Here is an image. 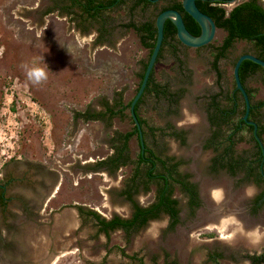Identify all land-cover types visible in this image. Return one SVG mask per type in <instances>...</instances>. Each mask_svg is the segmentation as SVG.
<instances>
[{"label":"rangeland","instance_id":"374dc122","mask_svg":"<svg viewBox=\"0 0 264 264\" xmlns=\"http://www.w3.org/2000/svg\"><path fill=\"white\" fill-rule=\"evenodd\" d=\"M69 1L0 0V172L16 178L8 189L9 195L18 197L14 202L30 207L38 204V208H30L31 224L17 220L18 225L12 228L24 249L27 244L40 245L34 249L41 255L29 253L23 264H212L209 254L213 251L223 255V264H251L245 254L264 251V206L246 214L252 205L243 203L248 199L255 202L264 190V181L258 183L249 177L232 185L230 173L222 170L218 178L229 184V190L211 185L217 175L210 171L214 152L204 146L211 135V97L231 95L235 60L254 52V45L236 41L219 62L221 78L213 66V47L226 36L224 29H217L213 47L189 46L184 50V72L174 57L164 54L156 65L157 81L170 83L175 90L185 87L186 92L179 112L164 101L146 96L140 113L148 126L156 128L154 133L147 130L148 144L162 156L183 161L181 171L189 172L205 195L215 194L216 198L210 196L209 201L215 199L213 203L194 211L185 193L175 187L182 214L174 228L162 214L137 230L115 229L106 234L86 212H97L107 220L129 218L135 202L146 207L156 200L159 184H149L147 189L140 175L139 185L132 191L134 200L125 194L138 167L137 135L128 143L127 164H99L119 154L123 147L120 135L134 128L130 109L107 121L89 115L103 110L107 101L114 103L121 98L125 105L136 96L149 50L139 34L125 24L156 21L162 5L132 13L124 3L102 13L103 19L84 22L78 7H67ZM241 1L226 6L230 9ZM34 59L47 69V79L38 85L27 79L23 68ZM248 86L256 92L254 101L264 100L262 76L248 80ZM171 123L177 130L188 131L186 142L169 136L174 131L167 128ZM228 127L222 128L225 134L231 125ZM240 137L236 155L251 159L255 144L247 132ZM224 191L229 193L227 201L221 198ZM231 195L239 205L236 208L231 205ZM25 196L33 202L23 203L19 198ZM10 206L20 213V219L22 211ZM214 212L219 215L217 220L209 219ZM5 217L0 215L1 220ZM226 218L230 222L223 231L220 226ZM245 223L253 226L244 234L241 227ZM253 229L259 237H238ZM1 233L7 235L4 227ZM22 237H40L41 243Z\"/></svg>","mask_w":264,"mask_h":264},{"label":"trees","instance_id":"16d2710c","mask_svg":"<svg viewBox=\"0 0 264 264\" xmlns=\"http://www.w3.org/2000/svg\"><path fill=\"white\" fill-rule=\"evenodd\" d=\"M150 1L151 0H70V3H68L67 7L71 9L78 7L80 12L79 16L83 18V21L91 22V20L97 17H99V19L100 17L103 19L104 17L102 13L105 11L114 10L124 3L125 6L129 7V11L133 13L137 9H146L148 7L147 4H149ZM162 1L163 4L158 15L170 7L175 8L182 13L189 31L195 36L201 35L202 28L200 24L185 11L182 0ZM231 1L232 0L197 1L199 8L215 20L218 28L224 29L226 32V36L220 45L214 47L215 55L213 66L217 70L219 69L218 64L220 60L227 57V54L232 49L236 41L243 40L252 43L255 48L254 52L246 53H253L264 60V4L261 2V0H243L229 9L226 5L231 3ZM167 3L169 4L168 6H166ZM142 4L144 8H142ZM126 26L133 28L140 35L142 43L150 49V59L157 41L156 21L149 20L144 24L130 22L126 24ZM175 37L178 41L177 27L172 19H167L165 22L164 42L166 40L171 42L175 39ZM164 45L165 44L163 43L157 61H159L163 55V51L165 49ZM240 56H238L237 59ZM149 59L143 63L142 73L140 74V86L143 81ZM237 59L235 60V63ZM177 61L181 63L180 58H178ZM259 73L264 74L263 66L249 59H246L242 63L240 75L245 86L247 85L246 83L250 77H253ZM154 74L155 69L150 76L144 94L139 99L135 107L136 113L143 127L145 138H147L148 135V132L146 131L147 129L152 133L156 131V128L148 126L147 120L144 119L140 113V108L146 96L152 95L157 99L171 100L172 103H176L179 99V96L174 98V95L170 93L168 88L169 86L167 84V87H160V84L154 78ZM246 88L252 102L249 119L258 123V134L263 139L264 124L262 123V120L264 118V100L255 102L253 89L249 88L248 86H246ZM218 97L219 94H216L211 98L208 109L209 121L212 125H216V128L213 130V134L207 140L205 145L206 149L212 150L214 152L212 158V169L219 170V167L221 166L222 168H227L233 174H235L238 170H244L248 176L254 178L258 183H260V181H264V153L261 145L255 137L254 125L248 124L244 119V115L246 113V103L241 91L236 87V82L231 95L224 98V100L227 102L219 100ZM133 99L125 105L122 103L121 98L116 99L114 103L107 101L104 104L103 110H100L94 114L90 113L89 116L102 121H107L108 118L112 119L116 117L124 109L125 111L130 109L131 111ZM131 119L134 123V128L131 131L120 135V139L123 141V147L121 148L119 154L110 158L109 160L101 161L99 163L100 165L107 164L112 165V167H119L121 164H127L129 161V156H127L128 143L134 135H137L139 139V130L135 124L132 114ZM225 125L226 127L231 125V129L229 132H227V134L222 131V128ZM167 128L170 129L169 126ZM242 132H247L255 144V151L251 156V159L236 155L235 146L238 141L240 142L242 139L240 137ZM184 133L185 132L183 131L174 130L171 134L177 138H180L182 142H185L186 138ZM137 157L138 167L135 171V175L132 178V182L128 187V190H125V194L128 195L131 201L134 200V193L132 191L138 187V180L139 176L141 175L142 178H144V183L147 189L149 188V184H159L156 200L151 205L146 207L140 206L139 203L135 202L134 212L129 218L116 216L110 220H107L102 218L97 212H86L88 215L97 220L100 226V232L108 234L110 231L115 229H123L127 232H130L131 230H137L146 226L151 220L160 218L164 213L172 218L170 228H174L180 220V208L178 206L179 202L177 199L173 198L175 186L179 187L182 192L186 193V195L189 197V203L192 208H195L199 204L197 185L190 181L189 174H183L180 171V166L183 161L178 160L177 162H173L175 161L173 157L162 156L150 147L145 148L143 151L141 145L140 152L138 153ZM141 167H143V170H140ZM263 196L264 191L261 195H259L258 200H260ZM80 210L81 212H84L83 208H80ZM222 256L223 255L221 253L213 252L209 254V260L217 262L222 258ZM248 257L252 264H264V251L258 254L249 255ZM164 264L178 263L175 261H166Z\"/></svg>","mask_w":264,"mask_h":264},{"label":"flooded vegetation","instance_id":"af4514ba","mask_svg":"<svg viewBox=\"0 0 264 264\" xmlns=\"http://www.w3.org/2000/svg\"><path fill=\"white\" fill-rule=\"evenodd\" d=\"M183 1V0H182ZM263 1V0H262ZM161 2H162V0H151L150 2H149V4H147V8L146 9H144L143 10V12H146L149 8H151V7H154V6H158V5H160L161 4ZM169 4L167 3V5L166 6H168ZM142 8H144L143 7V4H142ZM169 9H175V8H172V7H170ZM160 12V11H159ZM149 21V19H147V20H144L143 22H142V24H144L145 22H148ZM136 22V21H135ZM127 24V23H126ZM125 24V25H126ZM177 39H178V41L176 40V37H175V39L173 40V41H171V42H169V40L167 41H165L164 42V47H165V49H164V51H163V55H162V57L160 58V60H162V58L164 57V53H169V55L171 56V57H174L176 60L178 59V58H180L181 59V63L180 62H178V64H179V66L180 67H182L183 65H184V59H183V54H184V50L187 48V47H189V46H187L186 44H184L183 42H181L180 41V39H179V37H178V34H177ZM170 43V44H169ZM211 44V43H210ZM210 44H208V45H206V46H203V47H208ZM143 46L147 49V50H149V53H150V49L148 48V47H146L144 44H143ZM214 50V49H213ZM215 51V50H214ZM159 60V61H160ZM219 65V64H218ZM216 70V72L218 73V76H219V78H221L222 77V72H221V70L220 69H215ZM248 85V84H247ZM246 85V86H247ZM249 87V86H248ZM250 88V87H249ZM233 91V90H232ZM219 94V93H218ZM216 95V94H215ZM215 95H212V97L213 96H215ZM211 97V98H212ZM226 96H225V94L224 93H222V94H219V97H218V99L219 98H222L223 99V101H225V102H227L226 100H224V98H225ZM211 101V100H210ZM209 113V112H208ZM209 117V116H208ZM210 122V121H209ZM210 125H211V135L213 134V130L216 128V125H212L211 123H210ZM142 126V125H141ZM169 128H170V130H177V128L175 127V126H173V124L171 123V124H169ZM142 129H143V127H142ZM148 130V129H147ZM146 130V131H147ZM178 131H183V132H185L184 133V135H185V138H186V136L188 137V134H187V132L188 131H185V130H178ZM144 132V131H143ZM172 134H170L169 136H171ZM210 135V136H211ZM148 136V135H147ZM175 137V136H174ZM175 138H177V137H175ZM210 138V137H209ZM208 138V139H209ZM177 139H179V140H181L180 138H177ZM207 139V140H208ZM188 139L186 138V141H187ZM144 141H145V148H148V147H150L149 146V144H148V137L147 138H145V135H144ZM182 141V140H181ZM185 141V142H186ZM139 143H140V145H141V142H140V137H139ZM207 143V142H206ZM206 143H205V145H206ZM142 147V146H141ZM205 147V146H204ZM145 148H143L142 147V149H143V151L145 150ZM151 148V147H150ZM206 149V148H205ZM208 150V149H207ZM121 151V150H120ZM174 158V160L175 161H173V162H177L178 160L175 158V157H173ZM181 161V160H180ZM212 159H211V161H210V171L212 172V173H214V174H217L216 175V178H214L211 182V185H217L218 187H219V189H221V185H223V187L226 189V191L227 190H229V184L228 183H224V182H220V180H219V175H220V172L222 171V170H225V171H227L228 173H230V175H231V177L233 178V183H232V185L236 182V180H242V181H247V180H250L249 179V177L250 176H248V174L246 173V171H244V170H242V171H240V170H238L235 174H233V173H231L227 168H222L221 166L219 167L220 169L219 170H214V169H212ZM182 165V164H181ZM104 166H107V164H105ZM109 166H112V165H109ZM181 167V166H180ZM263 170H264V168H263ZM262 170V171H263ZM180 171H181V169H180ZM181 173H183L182 171H181ZM183 174H189L190 175V181L192 182V183H194V184H196L197 185V189H198V193H199V204L195 207V208H192L191 206H190V203H189V197L186 195V193H185V195L188 197V205H189V207H190V209H194V211H196L198 208H200L202 205H204V204H206V206L208 205V204H210V203H213L212 201L213 200H215V199H213V200H211V201H209V198H210V196H212V198L215 196V194H204V192H203V190H204V188L201 186V185H199L198 184V182L196 181V180H194L193 178H192V176H191V174L189 173V172H184ZM2 176V174H1V172H0V215H2V216H4V214L5 215H7V217H5V220H1L0 219V262L2 263V264H23V262L25 261V263H26V260H24V258H26V256L29 254V253H31V254H37V250L36 249H34V248H40V245L39 246H31L30 244H27L26 246H27V250L26 249H24L25 247L21 244V241H18V240H21V237L19 238V239H17V235L15 236V234H13V230H12V228H14V227H16L18 224H17V220L18 221H21L20 223L22 224V223H27V224H31L32 222H33V220H32V211H31V209L30 208H32V207H36V208H38V204L36 203H33L32 205H31V207L29 206V205H27V204H22V203H19V202H14V200L15 199H17L18 197H16V194L14 195V194H12L11 193V195H9V185H12V183H16V178H11V177H9L8 175H4L3 174V176ZM12 179V180H11ZM255 180V179H254ZM256 181V180H255ZM255 181H253L254 183H257V182H255ZM175 187H177V186H175ZM206 189V188H205ZM226 191H224V192H222V194L221 195H223V196H221V198L224 200V201H227L228 199H229V196H228V192H226ZM264 191V190H263ZM263 191L259 194V195H261L262 193H263ZM175 192V191H174ZM220 192V191H219ZM184 193V192H183ZM238 193H240V192H238ZM238 193H236V194H238ZM157 194V193H156ZM234 195V194H233ZM259 195L258 196H256L255 197V199H254V201L255 202H252V199H248L247 201H245L244 203H243V205L244 206H251L250 208H247L248 210V212L246 211V214H249L252 210H255V209H260V208H263V206H264V196L260 199V200H258V197H259ZM206 197H207V199H208V201L206 200ZM173 198L174 199H177L178 200V202H179V208H180V200L175 196V194L173 195ZM214 198H216V197H214ZM234 198L235 197H232V195H231V197H230V201H231V205H234L235 206V208L236 207H238L239 205H238V203H235L234 202ZM23 203H24V200H27L28 201V203H32L33 202V199L31 198V197H20L19 198ZM10 204L11 205H15L14 207L15 208H17L16 210H19V211H22V214H21V216H20V219H18V217H19V215H20V213H17L15 210H13L14 208L13 207H11L10 206ZM217 204H216V202H215V206H216ZM141 206V205H140ZM24 210H25V212H24ZM250 211V212H249ZM181 214H182V212H181V208H180V212H179V219H181ZM164 215L165 216H167L169 219H170V224L172 223V218L169 216V215H167V214H165L164 213ZM253 225V224H252ZM255 226V225H254ZM2 227H4V229L6 230V232H7V235H4V234H2L1 233V228ZM9 236V237H8ZM245 237H248V234H246L245 235ZM32 239V238H35V240H36V242H37V244H40L41 242H40V237H22V239L24 240V241H28V239ZM183 238H185V237H181V240L183 239ZM189 238V237H188ZM184 242H185V240H183ZM30 250V251H29ZM36 250V251H35ZM214 253L216 252V251H213ZM212 252V253H213ZM254 254H258V253H246L245 255H246V257L245 258H247V259H249V255H254ZM38 256L39 255H41V254H39V252H38V254H37ZM24 260V261H23ZM221 260V259H220ZM220 260H218L217 262H213V261H211V260H209V262H211L212 264H215V263H217V264H223V263H221L220 262ZM250 260V259H249ZM23 261V262H22ZM251 261V260H250ZM251 264H252V262H251Z\"/></svg>","mask_w":264,"mask_h":264},{"label":"water","instance_id":"95a60500","mask_svg":"<svg viewBox=\"0 0 264 264\" xmlns=\"http://www.w3.org/2000/svg\"><path fill=\"white\" fill-rule=\"evenodd\" d=\"M198 0H183V6L187 13H189L201 26L202 33L200 36L193 35L184 20V17L182 13L177 9H167L162 11L156 20L157 25V41L156 45L154 47V50L152 52V55L149 59L148 66L145 71V75L143 78V81L141 83V86L134 97L132 104H131V114L133 116V119L135 121V124L138 127L139 130V137L141 146L145 148V141H144V132L139 120V117L136 113V104L139 101V99L144 94V91L148 85V81L150 79V76L155 68V65L157 63V59L159 57V53L161 51L162 45L164 43L165 39V22L167 19H172L177 27V34L181 42L186 44L187 46L191 47H202L205 45L210 44L213 39L215 38L218 26L215 22V20L205 12H203L199 6L197 5ZM235 0H232L233 2ZM252 60L256 62L257 64L264 67V60L260 58L259 56L253 54V53H245L242 54L236 61L234 65V79L236 82V87L239 89L245 99L246 103V113L244 115V119L247 121L248 124L254 125V133L257 141L262 147L263 153H264V142L261 136L258 134V123L254 120L249 119L252 102L250 99V95L247 91V88L245 84L243 83L240 75V68L242 63L246 60Z\"/></svg>","mask_w":264,"mask_h":264},{"label":"crops","instance_id":"0c3cea01","mask_svg":"<svg viewBox=\"0 0 264 264\" xmlns=\"http://www.w3.org/2000/svg\"><path fill=\"white\" fill-rule=\"evenodd\" d=\"M163 4V1L161 2V5ZM161 8V7H160ZM157 20V19H156ZM133 29V28H132ZM137 33V32H136ZM138 34V33H137ZM139 37H140V35H139ZM143 44V43H142ZM206 46V45H205ZM209 46H211V47H213V44L211 43ZM203 47V46H202ZM213 49H214V47H213ZM165 54V53H164ZM215 55V51L213 50V56ZM221 61V60H220ZM159 61H157V63H158ZM178 62V61H177ZM213 62H214V60H213ZM157 63H156V65H157ZM186 63H185V61H184V65H185ZM156 65H155V74H156ZM182 66V67H180L179 66V64H178V69L182 72H184L185 70L183 69L185 66ZM155 74H154V78H155V80L157 81V79H156V77H155ZM258 76H262L263 77V79H264V74H257V75H255V76H253V77H250L248 80H252L253 78H256V77H258ZM159 84H160V87H167L166 86V84L169 86L168 88H169V91H170V93L171 94H173L174 95V98H176L177 96H179V99H178V101L176 102V103H172L171 102V100H166V99H157L156 97V99L157 100H159V101H164V103H166V105H168V107L169 106H172L173 107V109L175 110V111H180V100L182 99V95H183V93L184 92H186V89H185V87H181V88H179V89H177V90H175V89H173L172 87H171V84L170 83H161V82H159V81H157ZM246 84H248V81H247V83ZM248 86V85H247ZM252 89V88H251ZM253 91H254V89H253ZM232 93V92H231ZM256 92L254 91V95H256L255 94ZM150 96H152V95H150ZM152 97H154V96H152ZM171 99H173V98H171ZM254 99H255V97H254ZM260 101V100H259ZM256 102V101H255ZM172 109V110H173ZM182 112H184V102H183V105H182ZM263 111H264V109H263ZM174 112V111H173ZM187 113V112H186ZM264 119V118H263ZM262 123H263V120H262ZM189 127H190V125H189ZM199 127V126H198Z\"/></svg>","mask_w":264,"mask_h":264},{"label":"clouds","instance_id":"9594fccd","mask_svg":"<svg viewBox=\"0 0 264 264\" xmlns=\"http://www.w3.org/2000/svg\"><path fill=\"white\" fill-rule=\"evenodd\" d=\"M23 68L26 72L27 79L34 85H38L47 79V69L41 66L39 59H34L30 64H24ZM241 235H243V232H241ZM254 235V232H249L248 238L251 240Z\"/></svg>","mask_w":264,"mask_h":264},{"label":"bare ground","instance_id":"6f19581e","mask_svg":"<svg viewBox=\"0 0 264 264\" xmlns=\"http://www.w3.org/2000/svg\"><path fill=\"white\" fill-rule=\"evenodd\" d=\"M218 205V204H217ZM215 214H210L209 215V219H212V220H217V218L219 217V215H218V213H216V212H214ZM205 216V215H204ZM220 217H221V214H220ZM230 219H232V218H230ZM221 221V220H220ZM228 222H230V221H228V219L226 218V219H224L223 220V223L221 224V226L220 227H224L225 229L223 230V231H225L226 230V228L228 227V225H229V223ZM241 226V225H240ZM252 226L253 225H251L250 224V226L249 225H247L246 223L245 224H243V226L241 227V228H243L244 229V234L248 231V229H249V227H250V229H252ZM247 230V231H246ZM246 231V232H245ZM252 232H254V229L252 230ZM238 235V237H245V235ZM253 237H259L258 235L256 236V234L253 236Z\"/></svg>","mask_w":264,"mask_h":264}]
</instances>
